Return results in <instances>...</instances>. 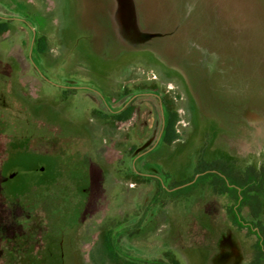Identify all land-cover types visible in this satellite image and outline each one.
Instances as JSON below:
<instances>
[{
	"label": "rangeland",
	"instance_id": "374dc122",
	"mask_svg": "<svg viewBox=\"0 0 264 264\" xmlns=\"http://www.w3.org/2000/svg\"><path fill=\"white\" fill-rule=\"evenodd\" d=\"M105 2L0 0V264H96L108 229L144 264H264V183L257 213L237 210L263 237L233 224L218 175L188 187L205 168L233 183L264 172V0H132L141 29L168 38L125 46ZM103 87L111 109L134 95L131 122L94 124ZM160 100L178 140L155 145ZM148 136L132 180L126 138Z\"/></svg>",
	"mask_w": 264,
	"mask_h": 264
},
{
	"label": "flooded vegetation",
	"instance_id": "af4514ba",
	"mask_svg": "<svg viewBox=\"0 0 264 264\" xmlns=\"http://www.w3.org/2000/svg\"><path fill=\"white\" fill-rule=\"evenodd\" d=\"M181 29H183V28H181ZM58 88H60V87H58ZM126 94H127V92H125V96H126ZM124 95V94H123ZM63 95H61L60 96V98H59V101H61L62 99H63ZM108 98H109V102L107 103V108H106V112L107 113H105V110H101V109H97V108H92V112H93V116H92V118H93V120L95 119V120H97V121H99V123H100V121H105L106 122V124L107 123H110V121L109 120H111V122L113 123H121V122H125V121H128V122H131V120L133 119V105H134V95H130L127 99H126V101L122 104V106H120V107H118V108H116V109H111L110 108V102L112 101V100H114V98L112 99L111 98V96H107ZM119 97L120 96H118V97H116V99L115 100H119ZM113 102V101H112ZM160 110H161V115H162V119H161V121H160V127H159V131H158V138L155 140V145H156V142H158L159 140H161L162 139V141L163 142H174V141H176V140H178V137H176V136H174L175 135V128H174V124H173V128H172V130H171V128L169 127V120H170V118L169 117H167L166 119H165V107H166V103L164 102H162L161 100H160ZM92 118H90V119H92ZM112 125V124H111ZM115 128L116 129H118L119 128V126L118 125H116L115 126ZM133 128L134 127H131L130 128V130H131V132H132V130H133ZM79 130H81V129H79ZM78 132H80V131H78ZM77 132V133H78ZM128 133V132H127ZM117 134V133H116ZM131 134V133H130ZM129 136V135H128ZM127 136V137H128ZM169 136V140H167V137ZM172 136H174V138L173 139H170V138H172ZM130 138V137H129ZM148 139H150V137L148 136V138L146 139V141L148 140ZM104 141H106L105 139H103ZM126 141H127V143H128V145H130L129 147H128V152L126 153V161L128 162L129 160H128V158L130 159V157H131V162L129 163L128 162V164H130L131 165V167H130V170H129V173H130V176H128L129 178H131L132 179V177H134L133 176V173H134V165H133V162H134V151L136 152V156L135 157H137L138 155H140V154H150V152L151 151H153V149H151V148H147V143H149V140H148V142H144L143 144H142V146H141V148H136L135 150H133L132 149V147H133V142H128L129 140H128V138H126ZM127 145V144H126ZM155 147V146H154ZM139 149H145V150H143L140 154H138L137 153V151H139ZM130 156V157H129ZM127 164V166H129ZM207 164L208 165H211L212 166V162H207ZM116 166H118V164L116 165ZM127 166H125V167H127ZM147 169L148 170H152V172L153 173H150V172H147V173H141V172H137V174L135 175L136 177H140V176H142V175H146L147 177H149V176H152L153 177V174H156L154 171H156V170H154V168L153 167H150V165H148L147 166ZM120 170H123V169H120ZM124 171H127L126 172V176L128 175V170H127V168H125V170ZM122 172V171H121ZM120 172V175H117V177H123V172L121 173ZM208 174H214V175H218L219 176V178H223V179H219V178H217L219 181H221L223 184H224V186H225V189L227 190V191H230L229 189H228V187L226 188V184L228 183V185H230V186H236L237 187V190H236V195H238V194H240L241 193V186H239V185H237L236 183H232V179H230V176L227 174V173H225V171H221V170H219V171H217V170H215V169H210V168H205V169H203V170H201L200 172H197L196 174H195V176H196V180L195 181H197V179L199 178V177H205V176H207ZM194 176V177H195ZM127 177V178H128ZM193 177V178H194ZM192 178V179H193ZM134 179V178H133ZM132 179V180H133ZM231 180V181H230ZM195 181H193V182H195ZM190 182V183H189ZM191 182H192V180H190V181H188V182H185V183H189V184H191ZM192 182V183H193ZM234 182V181H233ZM185 183H183V184H181V185H179V186H177L176 188L177 189H180L183 185H185ZM198 184V183H197ZM252 193H254V192H252ZM251 194V193H250ZM235 195V196H236ZM241 197V196H240ZM252 209V208H251ZM238 210V209H237ZM252 212H253V209H252ZM255 215V214H254ZM253 223H255V222H253ZM253 223H249V222H242L241 224H236V223H233V224H235V225H239L241 228H245V227H247V226H251V225H255V226H253L254 227V229L257 231V233L259 234V237H263V236H261V234L259 233V232H261V229H260V224H253ZM108 230H110V240L112 241V244L115 246V243L113 242V238H112V232H111V229H108ZM102 236L103 235H101V240H102ZM101 240L99 241V244H100V242H101ZM97 246H98V244H97ZM96 255V253H91L90 255H89V257H93V256H95ZM96 257V256H95Z\"/></svg>",
	"mask_w": 264,
	"mask_h": 264
},
{
	"label": "trees",
	"instance_id": "16d2710c",
	"mask_svg": "<svg viewBox=\"0 0 264 264\" xmlns=\"http://www.w3.org/2000/svg\"><path fill=\"white\" fill-rule=\"evenodd\" d=\"M6 24H0V33L6 30ZM44 38H41V41H43ZM39 52H44V48H39ZM175 115L173 114L172 117L169 120V127L173 128V124L175 121ZM174 136H172L173 139ZM167 140H169V136L167 137ZM170 141V140H169ZM260 172V177L257 181H254V179L248 181L247 179L243 180L242 182H235L237 185L241 186V193L235 196L236 200V211L233 213L234 217V223L241 224L240 217L237 213V209L242 204H251V207H253V214H256L257 204L256 201L258 200V193L260 191V186L264 183V172ZM136 177V176H135ZM263 177V178H262ZM233 183V181H232ZM197 184L195 181L193 184H191L188 187H194ZM228 187L229 190L236 192L237 187L236 186H230L228 183L226 184V188ZM254 192V193H252ZM251 193V194H250ZM241 196V197H240ZM102 240L98 246H96V250L94 253H96V258L93 256L94 262L96 264H144L143 262H136L134 260H130L128 258H124L121 256L118 252L116 247L112 244V241L110 240V230H106L102 234ZM176 264H178L177 261H175Z\"/></svg>",
	"mask_w": 264,
	"mask_h": 264
},
{
	"label": "water",
	"instance_id": "95a60500",
	"mask_svg": "<svg viewBox=\"0 0 264 264\" xmlns=\"http://www.w3.org/2000/svg\"><path fill=\"white\" fill-rule=\"evenodd\" d=\"M111 2V12L113 16V26L116 31L117 39L123 46L133 44L138 41L140 43H148L152 38H168L161 32L148 31L141 29L139 25V16L137 13V4L132 0H113ZM174 22L167 19L165 22ZM191 31V29H189ZM191 37H187L190 39ZM168 40V39H167Z\"/></svg>",
	"mask_w": 264,
	"mask_h": 264
},
{
	"label": "crops",
	"instance_id": "0c3cea01",
	"mask_svg": "<svg viewBox=\"0 0 264 264\" xmlns=\"http://www.w3.org/2000/svg\"><path fill=\"white\" fill-rule=\"evenodd\" d=\"M89 3H92V2H89ZM106 4H108L107 2H105ZM110 7H111V3L110 4H108ZM80 6H81V8H82V10H83V13L85 14V12L87 11H89V9L91 10V9H93V8H96V6H97V4L96 3H93L92 4V6H90V5H88L86 2H80ZM83 14V20H86V15H84ZM138 16H139V13H138ZM167 19H165V17H163L162 19H160L159 21L160 22H165ZM87 21V20H86ZM111 21H112V24H113V16H112V12H111ZM115 35H116V31H115ZM117 36V35H116ZM105 86V85H104ZM58 87V86H57ZM104 88V93H105V95H108V96H110V92H108V91H110L109 89L111 88V86L108 84V85H106V88H109L108 90H106V88L105 87H103ZM93 122H94V124H96L97 122H98V124H100L99 123V121H97V120H93Z\"/></svg>",
	"mask_w": 264,
	"mask_h": 264
}]
</instances>
